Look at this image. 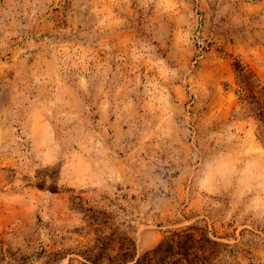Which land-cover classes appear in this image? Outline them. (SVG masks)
Listing matches in <instances>:
<instances>
[{"label": "rangeland", "instance_id": "374dc122", "mask_svg": "<svg viewBox=\"0 0 264 264\" xmlns=\"http://www.w3.org/2000/svg\"><path fill=\"white\" fill-rule=\"evenodd\" d=\"M235 59L264 89V0H0V264H128L187 226L264 264Z\"/></svg>", "mask_w": 264, "mask_h": 264}, {"label": "trees", "instance_id": "16d2710c", "mask_svg": "<svg viewBox=\"0 0 264 264\" xmlns=\"http://www.w3.org/2000/svg\"><path fill=\"white\" fill-rule=\"evenodd\" d=\"M231 66L237 77V96L242 102L250 99V110L257 120V129L264 140V89L245 63L235 59ZM203 229L187 226L179 230H170L156 247L141 253L137 258L134 255L126 257L128 264H214L219 243L212 240L205 233L196 235ZM133 244V243H132ZM96 263V261H93Z\"/></svg>", "mask_w": 264, "mask_h": 264}]
</instances>
